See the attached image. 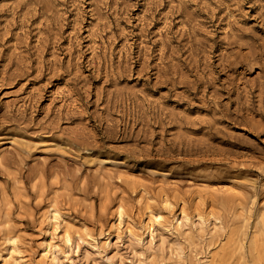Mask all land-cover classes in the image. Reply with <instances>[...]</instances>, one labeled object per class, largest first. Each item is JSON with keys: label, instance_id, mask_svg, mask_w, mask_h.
Wrapping results in <instances>:
<instances>
[{"label": "rangeland", "instance_id": "374dc122", "mask_svg": "<svg viewBox=\"0 0 264 264\" xmlns=\"http://www.w3.org/2000/svg\"><path fill=\"white\" fill-rule=\"evenodd\" d=\"M148 204L177 243L107 248ZM49 206L102 256L63 264L264 261V0H0V254L51 264Z\"/></svg>", "mask_w": 264, "mask_h": 264}, {"label": "bare ground", "instance_id": "6f19581e", "mask_svg": "<svg viewBox=\"0 0 264 264\" xmlns=\"http://www.w3.org/2000/svg\"><path fill=\"white\" fill-rule=\"evenodd\" d=\"M197 197L200 198L199 195ZM149 200H151L150 197L147 198L148 203H150ZM168 208L170 210V207ZM48 213L46 217L48 229L44 233L45 240L39 247L43 263L63 264V259L76 258L75 256L81 248H83L82 256L86 260H89V258H102L96 237L90 234L83 235L84 227H78L74 223L67 221L58 208L49 206ZM145 213L146 219L143 221V225L138 226L136 219L126 213L122 205H119L113 223V231L109 232L104 242L107 248L111 246L110 249H112V246L119 244V241H114L122 238L121 235L124 234L126 241L129 242V247H131V252L134 251V255H137L139 251H142L141 254L143 251L163 253L168 246L171 249L177 242L176 239L173 242L170 239L173 236V232L167 225L168 221L163 214L154 210L150 204L146 206ZM190 219L189 214L182 209L179 215L175 217V225L179 229H184ZM194 224L198 226L201 222L198 220ZM141 231L144 235L143 238L141 237ZM202 233L208 234L211 231H202ZM193 237V234L186 235L187 239H193ZM7 241V253L0 254V264H29V262L24 260L16 238L13 235H9ZM259 245L261 246L258 247ZM253 246L256 249L261 248L260 250L262 251L264 243L255 242ZM111 251L106 252L105 260L116 264V254L111 255ZM257 264H264V261H259Z\"/></svg>", "mask_w": 264, "mask_h": 264}]
</instances>
